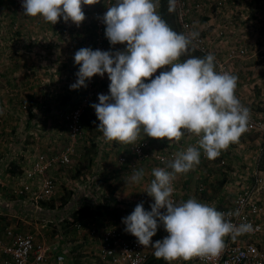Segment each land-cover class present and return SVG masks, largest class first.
<instances>
[{
    "label": "crops",
    "instance_id": "obj_1",
    "mask_svg": "<svg viewBox=\"0 0 264 264\" xmlns=\"http://www.w3.org/2000/svg\"><path fill=\"white\" fill-rule=\"evenodd\" d=\"M104 1L108 6L114 2V0H103V2L99 0V3L88 8L83 6L85 20L79 26L71 21L65 23L61 18L60 23H57L59 27L50 23L44 25L40 23L36 27L31 21L38 22L40 19L38 17L15 16L7 12L2 14L3 21L11 23L19 21L18 26L26 32L22 40L23 42L28 40V43L24 42L12 51L8 47L0 49V264L5 258L1 247L7 243L5 235L7 229L32 233L38 239L49 243L51 255L62 254L64 264H110L99 256L102 231L106 226L114 225L125 238L137 240L125 232L122 219L130 215L138 203L142 202L146 211H150V205L154 203L153 198L145 191L150 181L154 179L152 170L165 169V167L152 160L147 163L137 162L130 151L132 145L105 142L101 139L102 133L97 130L99 121L90 120L91 115L96 116L94 108L87 117L83 118L86 135H84V143L78 147L79 157L86 159L85 164L92 175L86 183L84 182L85 185L77 188L79 191L71 189L69 194L64 193V205L59 207V204L55 209H48L46 204L44 205L45 202L36 201L33 196V190L36 188L33 185L30 192L22 195L17 193L27 182L24 177L25 171L37 157L41 147L39 138L41 130L38 128L43 129L42 133H50L48 138L52 139L53 143L48 142L47 146L53 151L62 134L64 133L65 136L68 133L63 122L64 115L74 109L87 95V91L84 92L87 87L76 90L70 88L76 82V74L79 71L74 56L79 49L89 48L87 41L93 35L92 24L96 19L94 13L101 14L98 8H101ZM188 1L190 6L204 4L200 10H193L188 17L191 31L199 32L198 37L204 39L209 54L215 56V66L228 62L226 64L228 70L238 77L236 96L242 104L264 119V0H224L231 6L238 4L237 7L221 10V13H216V8L213 6V2L217 0ZM14 11L16 14V9ZM225 25L229 27L222 37L218 36V31ZM63 33L67 34L63 37L66 42H63L64 44L61 43ZM104 39L105 44L108 42L110 45L105 35ZM39 40L42 42L39 43ZM92 42L94 43L91 40V44ZM235 44H244L247 47V56L229 61L227 54ZM103 49L105 50V46ZM111 50L124 51L126 45L112 46ZM27 53L31 54L27 55ZM49 58L52 67L49 65L51 70L48 74L53 78L57 76L63 78L58 79V82L61 81V87L57 83V88L62 91L57 93L54 88L55 81L52 83L54 85L50 86L51 89L45 91L47 95H41L36 82L43 70L41 65L44 59ZM154 78L155 76L152 77ZM102 85L106 86L104 83ZM96 93L92 95L93 104L99 103V94H109V92L101 93L99 90ZM141 138L146 139L153 153L174 151L176 155L183 149L197 145L196 139H198L197 136L187 132L178 142L167 139L154 140L143 134ZM263 149L261 135L253 133L242 135L238 143L231 144L213 160H209L201 150V157L206 159L203 160L201 157L200 159L205 162L200 160L199 165L185 174H178L174 180L175 198L181 202L194 197L199 202L214 206L221 212L238 195L257 164L261 168ZM214 162L219 164L213 165ZM220 165L227 166L222 170L216 169ZM139 169L144 170V179L139 184H133L129 177L134 170ZM216 176H221V182L214 181ZM201 180H206L205 185L200 183ZM73 182L70 178L67 180L69 185ZM59 197L60 195L56 196V199H60ZM92 198L97 201L95 204ZM96 204L104 206L110 214L105 215V209L97 210ZM91 205L96 207L93 208ZM82 207L102 212L95 217V220L102 219V222L92 221L94 232L91 233L88 229V227L92 228L89 223L88 227L83 226L81 232L75 230L72 225L74 229L70 230L71 233L66 235L59 233L55 235L56 239H50L51 234L39 230L46 228L47 225L51 228V224L57 226L68 218V214L71 215ZM161 211L163 213L165 210ZM61 227L59 224L58 228ZM87 229L88 235H84ZM74 232L79 236L72 237L71 234ZM164 237L162 232L157 231L152 240L155 242ZM148 249L149 257L154 256L153 249L150 247ZM181 262L196 264L194 259L189 262L181 260Z\"/></svg>",
    "mask_w": 264,
    "mask_h": 264
},
{
    "label": "clouds",
    "instance_id": "obj_2",
    "mask_svg": "<svg viewBox=\"0 0 264 264\" xmlns=\"http://www.w3.org/2000/svg\"><path fill=\"white\" fill-rule=\"evenodd\" d=\"M99 0H22L24 15L57 24L62 18L79 26L85 20L83 6ZM177 0H168V11L176 10ZM160 0H114L102 17L110 45H126L124 51L81 48L74 56L79 65L72 90L87 87L94 76L110 81L109 94H99L92 104L105 142L134 145L141 135L179 141L185 133L198 137L197 145L177 153L170 168L152 170L145 191L153 198L151 210L138 203L122 219L125 232L143 247L153 249L156 259L167 264L211 258L224 248V238L234 239L252 230L251 224L235 225L214 206L192 197L176 202L173 181L199 165L201 150L209 160L238 143L248 130L250 109L236 96L238 77L217 72L215 56H185L199 32L174 31L157 9ZM159 69L158 76L152 79ZM147 81V82H146ZM143 169L129 179L139 184ZM162 209L165 211L162 213ZM168 234L153 242L159 228Z\"/></svg>",
    "mask_w": 264,
    "mask_h": 264
},
{
    "label": "built area",
    "instance_id": "obj_3",
    "mask_svg": "<svg viewBox=\"0 0 264 264\" xmlns=\"http://www.w3.org/2000/svg\"><path fill=\"white\" fill-rule=\"evenodd\" d=\"M236 5L235 3L234 6H231L224 0L213 2L216 13H221L223 9L234 8ZM203 6L204 4L190 6L188 0H177L175 13L182 33L187 34L192 32L190 24L188 23V17L193 10H200ZM17 7L20 11L23 9L20 3H18ZM94 16L97 22V38L93 50L100 49L103 51L105 39L103 37L102 16L96 12ZM228 27L229 25H225L218 31L217 35L222 37L224 31H226ZM191 47L204 56L209 54L205 41L201 37H197L193 41ZM247 52V47L244 44H237L235 47L230 48L227 54V60L233 61L245 56ZM226 64H228L227 61L216 64V71L221 73L228 72L231 74ZM158 71L159 70H157L153 76H156ZM81 103L80 107L68 112L63 117L65 128L73 138L80 137L84 134L82 123L83 111L84 108L86 109L93 104L88 96L84 97ZM253 133L261 135L264 145V119L256 115L250 109L248 130L243 135H251ZM197 140L198 139H196V143ZM147 146L145 141L139 139L131 146V151L139 160H144L149 157ZM192 146L196 145L194 144ZM186 150L187 149L184 151ZM175 158L176 153L174 151L150 155V160L156 161L165 168L170 167ZM56 161H59V159L47 161L45 157L39 156L37 161L33 164L31 172L26 173V175L24 174L25 178L28 180H35L36 177L44 176V170ZM59 162L68 164V154L62 156ZM30 191L31 187L23 184L21 190L17 193L22 195ZM55 195L56 190L54 182L46 177H44L40 183H38L37 188L33 190V196L38 202L49 201L55 198ZM174 195L175 191L172 198L178 202ZM221 212L225 214V219L227 221L235 225L251 224L252 230L238 235L234 239L231 235L226 236L224 238L225 246L217 256L203 259L193 258L194 262L196 264H264V168L262 166L260 168L257 164L250 179L241 187V190L238 195L235 196L234 200ZM83 224L82 222L75 223V230L81 232ZM5 235L7 243L1 247L2 254L5 258L2 260L1 264H64V256L62 254L51 255L50 247L32 233H21L7 229ZM99 256L101 259L109 261L110 264H146L149 258V249L148 247L140 245L137 240L125 238L123 233L119 231L116 226L111 225L106 226L102 231ZM174 264L183 263L181 261H176Z\"/></svg>",
    "mask_w": 264,
    "mask_h": 264
},
{
    "label": "rangeland",
    "instance_id": "obj_4",
    "mask_svg": "<svg viewBox=\"0 0 264 264\" xmlns=\"http://www.w3.org/2000/svg\"><path fill=\"white\" fill-rule=\"evenodd\" d=\"M102 2H103V0H102ZM18 3H20V5H22V0H2V1H0V20H1L0 21V49L8 47V49L10 51H12L14 48L17 49L16 46H18V45L20 46V44H22V43L24 44V42L28 43V40L24 41V42L22 40V36H24L26 34V32H24V30H22L21 26H18V22L19 21L11 23L10 21H3L1 19L3 12H5V13L7 12V13H9L11 15L14 14L15 16L16 15L17 16L24 15V9H22L21 11L18 10V7H17ZM236 4H238V3H236ZM107 6H108V3H106L104 1L103 5H101V8H98V9H100V12H101L100 16L103 17V14L107 11ZM4 7H6V8H4ZM88 7L89 6H86V8H88ZM236 7H237V5H236ZM15 9H16V14H15V11H14ZM23 20L27 21L26 19H23ZM38 20H39L38 21L39 24L36 21L35 22L31 21L32 25L38 27L40 25V23L42 25L47 24L41 18L38 19ZM2 21H3V23H2ZM61 21H63V20H61ZM31 22H30V24H31ZM23 23H24V21H23ZM59 23H60V21H59ZM58 24H57V27H59ZM24 26L26 27V25H24ZM92 27L94 29L93 31H91L93 33V35L91 36V38H88V41H87V45H89V48H91V49L94 48V43H95L96 38H97V22H96V19H94V24H92ZM104 29H105V25L103 24V37L105 35L104 34L105 33ZM66 35L67 34L63 33V36L61 37V39H62L61 43H63V42L66 43L65 40H63V37L66 36ZM91 40L94 41V43L92 42L93 46L91 44ZM39 41H40L39 43L42 42L41 40H39ZM40 45H42V44H40ZM236 45L237 44H235L233 47H235ZM104 46H105V50L103 49V51H112L111 50L112 46L108 45V42H107V44H105V42H104L103 47ZM31 53H27V55H30ZM246 56H247V54L245 56H243V57L238 58V59H242V58H244ZM30 60H31V57H30ZM50 62H51L50 58L49 59H44L43 64L41 65L43 70L40 72V75L37 78V82L36 83L39 85V92L41 93V95H47V93L45 91H49L51 89L50 86L54 85L52 83L55 82V81H56L55 82L56 84L54 85V88L57 90V93H61V91H62V90L58 89L57 87L58 86L61 87V81L58 82V79L62 80L63 78L61 76L60 77L57 76V77H55L57 79H55V78H53V76L51 74H48V71L51 70ZM61 70H65V69H61ZM159 72H160V70L158 71L157 75H159ZM231 74H232V72H231ZM57 83H58V86H57ZM86 83H87V88L88 89H84V92L87 91V93H86L87 95L86 96H88L91 99V101L93 100V96L92 95H96L97 94L96 91L99 90V92H101V93L109 92L110 81H109V79L107 77V74H105V76L103 78H101L100 76H94L93 78H91L90 81H87ZM102 83L106 84V86H103ZM91 96H92V98H91ZM97 101L95 100V102H97ZM81 102H82V99L80 100V102L78 103V105L74 109L80 107V105L82 104ZM93 102H94V100H93ZM74 109H72V110H74ZM72 110H70V111H72ZM91 111H93V110H92V107H90V106L88 108H86V109L84 108L83 115H82V120H83L84 117H87V114L90 113ZM83 128H84V126H83ZM38 129L41 130V132H40L41 136H39V138L41 140V142H40L41 143V147L39 148V153H38L37 157L31 162L30 167L27 169V171H25V175H26V173H30L31 172L33 164L37 161L39 156L45 157L47 161H50L51 159H53L54 161L56 159H59V161H60L62 156L68 154L69 163L68 164H62L59 161H56L55 163H52V165L50 167H48V168H46L44 170V173H43L44 176L42 175V176H40L38 178L36 177L35 180H28L27 179V182L25 183V185H28L30 187L33 185L35 188H37L38 183H40V181L44 177L49 178V179H51L54 182V185H55V190H56L55 197L60 195L59 198H63V195H65L64 193H68L69 194V191L71 189L76 191L77 188L78 189L82 188L83 185H85V183L87 182V180L89 178H91V176H92V175H90L88 166H86V164H85L86 159H82L81 157H79V154H78L79 153L78 147H80V144L84 143V137H85L84 135H86L85 129H84V132H83L84 134L82 136L75 137V138L71 137L69 133H67V135L64 136V133H63L62 136H61L62 138L58 141V143L54 147L53 151H52L51 148L49 149L48 146H47L48 142L49 143L50 142L53 143L52 139L48 138V137H50V133H42L43 129L42 128H38ZM140 139H142L141 141H145L147 143L146 139H144V138H140ZM56 142H57V140H56ZM147 145H148V143H147ZM184 150L185 149H183V151ZM130 151H131V147H130ZM131 153H132L134 159L137 162H139V163H143V162L147 163V161H151L150 160V155L154 154L151 151L150 147H148V146H147V153H149V157L145 158L144 160H139L138 157L136 155H134V153L132 151H131ZM201 159L205 160L206 158L201 157ZM152 161H154V160H152ZM202 162H205V161H202ZM212 164L213 165H217L219 163L218 162H214ZM226 166L227 165H220L219 167H216V169L222 170L223 167H226ZM87 170H88V172H87ZM165 170L171 171V169L169 167L165 168ZM202 177H204V176H202ZM220 177L219 176L214 177L215 178L214 181L221 182ZM69 178L72 181H74L73 184H71V185L67 184V180ZM82 180H84V181H82ZM204 181L206 182V180H201L200 183L205 185ZM217 185H219V183ZM77 191H79V190H77ZM92 202H93V204H95L97 201L95 200V198H92ZM91 207L95 208L96 206H92L91 205ZM98 209H105V207L101 206V205H97V210ZM104 211L106 213L105 215L110 214V212L106 211V209ZM100 213H102V212L100 211ZM71 215L68 214V216H67L68 218L65 219V220H62L60 223L57 224V226H55V225L53 226V224H51V228H49L48 225H47L46 228H43V229L39 228V230H42L46 234H51L50 239H52V238L56 239L55 235H58L59 233H62L64 235H66L69 232L71 233L70 230H73L74 228H73V226H70L69 224H67V223H69L71 221ZM105 215H103V216H105ZM123 215H125V214H123ZM105 217H107V216H105ZM99 218L101 219V217H99ZM93 219H94L93 220L94 223H95L96 220H98V219L95 220V217ZM98 222H102V219L98 220ZM94 223H92V224H94ZM59 224L62 226L61 228H58ZM90 226L92 228L90 229L87 226L88 229L90 230V232H94V227L92 225H90ZM85 228H86V226H85ZM88 229L86 230V233H84V235H88V232H89ZM158 231L162 232L163 235H165V236L168 235L164 231L163 228H159ZM71 235H72V237L79 236V234H77L76 232L72 233ZM46 245L49 246V243L46 242Z\"/></svg>",
    "mask_w": 264,
    "mask_h": 264
},
{
    "label": "trees",
    "instance_id": "obj_5",
    "mask_svg": "<svg viewBox=\"0 0 264 264\" xmlns=\"http://www.w3.org/2000/svg\"><path fill=\"white\" fill-rule=\"evenodd\" d=\"M157 11L159 12V14L162 16V18L168 23V25L174 31H176L178 33H182L181 29H180V25H179L177 18H176L175 11L172 13H169V11H168V0H160V6H159ZM192 56L200 57V58L205 57L203 54L199 53L193 47L190 46L188 53L185 56H183L181 58V60L187 59V58L192 57ZM96 119H97V117L95 115L90 116L91 121L96 120ZM82 122H83V120H82ZM90 123L91 122L89 121V124ZM260 164L264 168V151H263L262 156H261ZM41 203H43V202L41 201ZM64 203H65V199H63V198L56 199V197H55L49 201H46L44 203V205L46 204V208H48V209H55L59 206V204H60L59 207H62L64 205ZM100 214H102V213H100L99 211L98 212L93 211L89 207H82V208L78 209L77 211H75L71 215V221L67 224L72 226L75 223L82 222V223H84L83 224L84 227H85V225L89 226L87 224L89 223L90 225H92V221L94 220L93 218L100 215ZM146 264H167V262H165L163 259L158 260L155 258V256H152V257L148 258V261Z\"/></svg>",
    "mask_w": 264,
    "mask_h": 264
}]
</instances>
